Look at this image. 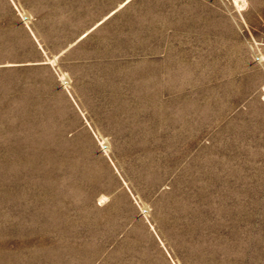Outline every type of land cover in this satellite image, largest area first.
Segmentation results:
<instances>
[{"label":"rangeland","instance_id":"obj_1","mask_svg":"<svg viewBox=\"0 0 264 264\" xmlns=\"http://www.w3.org/2000/svg\"><path fill=\"white\" fill-rule=\"evenodd\" d=\"M0 0V264H264V0Z\"/></svg>","mask_w":264,"mask_h":264},{"label":"built area","instance_id":"obj_2","mask_svg":"<svg viewBox=\"0 0 264 264\" xmlns=\"http://www.w3.org/2000/svg\"><path fill=\"white\" fill-rule=\"evenodd\" d=\"M233 3L239 12L243 11L246 8L245 0H233Z\"/></svg>","mask_w":264,"mask_h":264}]
</instances>
